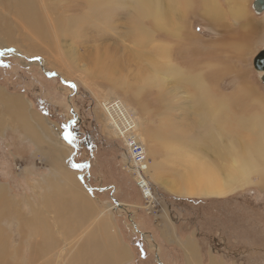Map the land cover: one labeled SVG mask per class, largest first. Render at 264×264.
Wrapping results in <instances>:
<instances>
[{
    "label": "rangeland",
    "instance_id": "374dc122",
    "mask_svg": "<svg viewBox=\"0 0 264 264\" xmlns=\"http://www.w3.org/2000/svg\"><path fill=\"white\" fill-rule=\"evenodd\" d=\"M26 1L0 0V91L24 100L34 120L26 133L30 123L17 127L0 101V185L5 187L0 200V264H73L74 251L84 257L81 244L88 236L98 247L105 242L101 214L107 218L109 236H116L126 251L119 264H264V176H251L220 197L181 196L172 190L181 188L176 187L181 179L183 186L190 184L182 165L189 150L167 149L160 143H167L174 132L182 139L179 129L184 128L175 126L192 123L197 128L194 89L174 74L164 77L165 72L150 70L148 54L136 55L139 48L128 30L137 0ZM214 1L220 10L214 16L204 0L186 2L173 26L181 28V36L151 18L142 24L149 32L157 25L153 41L167 46L173 63L211 80L210 75H218L209 83L215 89L209 87L230 99L228 112L234 119L260 115L264 71L255 68L254 58L264 49V10L256 11V0H243L246 12L239 17L232 9L236 1ZM161 4L167 8L169 0ZM29 5L45 19L37 22V32ZM252 28V37L243 38ZM188 47L200 48L193 54ZM106 54L118 64L102 72L100 67L109 65ZM191 56L196 63L192 68L185 59ZM127 112H135L147 132V165H156L146 175L154 203L145 200L128 167L133 164L120 138L129 129ZM194 132L186 135L195 138ZM236 132L244 138L242 143L249 139L242 128ZM203 133L209 136L207 145L213 146L216 132ZM52 147L65 150L60 161L54 160ZM206 150L196 156L204 161L201 164H212L216 153L212 147ZM75 160L84 167H75ZM73 184L82 199L90 201L86 213L70 204ZM189 241L197 248L193 261L184 250Z\"/></svg>",
    "mask_w": 264,
    "mask_h": 264
},
{
    "label": "bare ground",
    "instance_id": "6f19581e",
    "mask_svg": "<svg viewBox=\"0 0 264 264\" xmlns=\"http://www.w3.org/2000/svg\"><path fill=\"white\" fill-rule=\"evenodd\" d=\"M18 1L21 2L22 0H18ZM104 1L107 4H111L110 0H104ZM187 1L188 0H169V6L165 8L161 4V0H137L134 10H133L134 11L133 20L129 23L130 27H129L128 32L133 37V43L139 48V50L135 52L136 55L138 57H141L145 54H148L150 56L149 58L150 70L153 69V70H158L161 72L163 71L165 72L164 77L167 75L174 74L177 78H180V79L183 78L186 81V84L188 86H191L194 89L192 100L196 107L197 114H198L197 117L199 119H197L196 122H193V123L197 124L196 129H198L199 131H195V132L193 131L196 129L192 128L191 126L192 123L188 124L187 126H175L176 129L178 127L184 128V129L182 128L179 129V130H182L179 132L182 135V139L179 140L180 135L179 137H177V133L174 132V136H170L167 138L168 140L167 143L166 142L160 143V144H164V146L167 149H172V150L176 149L177 151V149L181 150L182 148H188L187 150H189L187 151L188 152L186 155L187 157L183 159L182 165L186 169V173L184 176H187L191 182L189 181V179H187V181L186 180L185 181L186 182L189 181L190 184L189 185L185 184L183 186L182 181H181L182 179H181L179 180L178 184L175 183L176 187H181V188H172V190L176 191L177 193L180 192L179 194L181 196H189V195H194L198 193V194H204L208 197H212V196L220 197V196L230 193L231 191L236 189L238 186L243 185L244 182H247L248 180H250L251 176L252 177H263L264 176V111L260 115H256L253 117L252 115L245 116L244 114L242 117L234 119L233 118L234 116H231L229 114V112H231L230 111L231 108L229 105V103H231V101H229L230 99L226 98L225 95L224 96L218 95L217 93L213 91V89H210L209 87V86H212V87L214 86V85H209V83L216 80L218 75L214 73L210 75V77L212 78L211 80L210 78L209 79L206 78V76L202 72H192L191 70H186L187 68L184 69L183 67L171 61L167 46L154 43L153 41V38L155 36L154 34L159 32L157 25L165 27V28L173 27L175 25V16L177 12L181 11L185 7ZM231 1L237 2L236 6L232 8L234 9L233 10L234 13L239 17L244 16L246 12L244 1L243 0H231ZM24 2H27V1L24 0ZM24 2H21V3H24ZM204 3L209 4L210 12L213 11L211 12L212 14L214 12L216 14H220L219 6L218 4H216L214 0H204ZM112 4H114V2ZM29 6H30V9L32 10L30 11V15L28 16L31 17L33 26L35 27L34 31L37 32L39 30L37 22L44 21L45 19L41 18L40 15L35 11V9L31 5ZM145 18H151L157 24V25L155 23L153 24L152 32H149L148 27L142 24L143 19ZM78 21L79 19H77V22ZM173 28L176 31L173 35L179 34L181 36V28H178V29L177 27H173ZM248 35L250 36V38L252 37V29H250V31L247 30V32H244L243 38H246V36ZM190 37H187V38H190ZM148 45H151L150 47L151 50L150 49L147 50ZM242 47L244 46H241V48ZM188 48H191V47H188ZM199 48H193V49L191 48L192 53L196 54L195 52L199 50ZM181 51L184 53L185 52L187 53V51H185L184 48ZM108 57H109V65H105V67L101 66L100 70L102 72H104L107 69H113L118 64V61L113 59L112 56H110V54L109 55L106 54L104 58H108ZM190 58H192V56ZM163 59H165L166 62H162ZM185 59L187 61L188 67L192 68L195 66L196 64L195 61L192 62L194 60L193 58L191 60H188L185 57ZM45 72L47 71L45 70ZM216 73H219V72H216ZM146 79L150 80V78L148 77H146ZM148 85L150 86L149 83ZM244 87H246V85ZM247 92H251V89L249 88ZM250 100H252V97L250 98ZM0 101L3 102L5 105L11 106L13 113L16 114V117L22 123V125H26V123L28 124L29 119H28V116L26 115L27 109L25 108L24 104L22 103V100L19 97L12 96L11 94L9 95L5 91H0ZM262 105L264 106V103H262ZM221 113L224 115V117H221ZM125 118L128 119L130 122L129 129L133 128L134 130L138 131L137 133L135 132L133 134L137 135L138 139L144 144L146 151H147L146 143H144V136L147 135V132L144 129L143 131L141 130L142 123L138 119H136L135 112L131 114L127 112ZM228 119L230 121H228ZM121 125L124 127L122 123ZM29 126L30 125H28V128H30ZM239 128H242L244 131L248 132L247 137H249V139L247 141H244L243 143L242 141L244 138L242 139L240 138L242 136H238L235 134L237 133L236 129H239ZM204 131L205 132H209V131L216 132V136L218 137V139H215L214 144L212 143L213 146L207 145L208 142L206 141V139L209 136L208 134L203 133ZM223 131L227 132L225 133L227 134L226 135L227 137L224 134H222ZM186 132H189V133L194 132L193 135H195V138L192 136L186 135ZM233 132L234 134H231ZM207 147H212L213 152L216 153L217 160H214V161L215 163H217L216 161H218L217 166L213 165L214 161L212 164H207V165L201 164L200 162L201 161L204 162V161L201 160V158L196 156L200 154H203V155L207 154L208 153L206 152ZM51 151L55 156V158L53 157L54 160L60 161L63 155L61 156L59 154L64 152L65 150H62L60 148L58 151H56L52 147ZM154 152L155 150L153 149L152 153ZM194 155H195V158L193 157ZM147 156H148V152H147ZM147 162L149 161L147 160ZM147 162H146L145 170L142 174V177L144 178L146 182H148V180L146 179L147 173L148 174H150L151 172L153 173V169L154 167H156L154 163H152L151 166L147 165ZM56 164H60V163L57 162ZM128 167H130L129 170L131 172L136 173L132 165ZM220 173L225 174V175L218 176V174ZM64 176L67 177V180L70 179L69 175L64 174ZM136 179L139 180V177L137 174H136ZM73 185L74 187H72V190L74 194L70 191L71 196H72L70 200V204L75 205L78 208L79 212L86 213L87 210H85V207H89V205L86 206L85 204H89L90 201L82 199L83 196L80 193V189L78 187H75V184ZM55 188H58V186ZM3 191H5V187L3 185H0V200L4 197ZM152 198H153V194H152ZM153 199H155V197ZM99 218H104V220H102L103 227H101L102 228L101 231L103 235L105 234L106 239L103 244H100L103 247L96 246L94 243L95 240L91 241L90 237L88 236L87 239L81 244V248L84 251V257L80 258L79 252L77 250L76 252L74 251L72 254L73 264H119L120 260H122L121 258L126 255V251L121 246H119L120 243L115 238L116 236H109V233H107V229L109 228V225L106 224L108 222H107V218L105 214H101ZM98 233L101 234V232H98ZM102 237L105 238L104 236ZM90 243H92L93 246H91ZM43 244L40 243L39 245H43ZM184 247H185L184 250H186L187 252L186 254H188L189 256V258L187 257V259L191 258V260L193 261V258L195 257L197 253V248L195 244L193 243V241H189L184 245ZM196 260L194 262H196ZM197 263H199V261H197Z\"/></svg>",
    "mask_w": 264,
    "mask_h": 264
},
{
    "label": "built area",
    "instance_id": "2783aa9c",
    "mask_svg": "<svg viewBox=\"0 0 264 264\" xmlns=\"http://www.w3.org/2000/svg\"><path fill=\"white\" fill-rule=\"evenodd\" d=\"M133 133L134 131L132 129H126L125 135L127 136L121 134L120 138H122L128 146L131 164H133L134 170L136 172V173L132 172V174L134 175V177L136 176V174L139 177V180H137L136 177H135V180L137 184L139 183L138 186L140 187L143 193V197L145 198L146 201L154 203L153 202V198H154L153 186L149 182L147 176L146 178L149 183L146 182L144 178L142 177V174L146 167V162L148 160L147 151H146L144 144ZM152 194H153V198H152Z\"/></svg>",
    "mask_w": 264,
    "mask_h": 264
},
{
    "label": "water",
    "instance_id": "95a60500",
    "mask_svg": "<svg viewBox=\"0 0 264 264\" xmlns=\"http://www.w3.org/2000/svg\"><path fill=\"white\" fill-rule=\"evenodd\" d=\"M253 7L256 9V11H263L264 10V0H256L253 4ZM1 53V52H0ZM254 66L256 69L264 71V49L260 51V53L254 58ZM48 75L49 73L46 72ZM51 76L57 75L56 73H50ZM264 76V73L262 74ZM89 191H93V188H89Z\"/></svg>",
    "mask_w": 264,
    "mask_h": 264
},
{
    "label": "crops",
    "instance_id": "0c3cea01",
    "mask_svg": "<svg viewBox=\"0 0 264 264\" xmlns=\"http://www.w3.org/2000/svg\"><path fill=\"white\" fill-rule=\"evenodd\" d=\"M252 26H255V27H257V25H258V23L257 22H254V20L252 19ZM255 31V29L254 28H252V34H253V32ZM21 99V98H20ZM22 100V99H21ZM22 102H23V104H24V106H25V108L27 109L26 110V115L28 116V119H29V121H28V124L30 123V129H32V121H34L32 118V114L28 111L29 109H28V106H27V104H25V101L24 100H22ZM1 106L3 107V109L5 110V111H8L11 115H12V117H13V120H14V122H15V124H16V126L17 127H19V126H21L22 125V123L18 120V118L16 117V114H14L13 113V111H12V109H11V106L10 105H5L3 102H1ZM32 115V116H30V115ZM17 120V121H16ZM19 121V122H18ZM20 124V125H19ZM30 129L28 128V132H26V133H29L30 132Z\"/></svg>",
    "mask_w": 264,
    "mask_h": 264
},
{
    "label": "trees",
    "instance_id": "16d2710c",
    "mask_svg": "<svg viewBox=\"0 0 264 264\" xmlns=\"http://www.w3.org/2000/svg\"><path fill=\"white\" fill-rule=\"evenodd\" d=\"M83 165H84L83 162H80V161H78V160H75V161H74V166L77 167V168H79L80 166L84 167ZM104 187H109V185L106 184ZM140 212H142V211H141V210H135V214H138V213H140ZM142 250H143V248L139 247V249H138V253H139V255H141V256H142V254H143V251H142Z\"/></svg>",
    "mask_w": 264,
    "mask_h": 264
},
{
    "label": "snow or ice",
    "instance_id": "6c2138e0",
    "mask_svg": "<svg viewBox=\"0 0 264 264\" xmlns=\"http://www.w3.org/2000/svg\"><path fill=\"white\" fill-rule=\"evenodd\" d=\"M65 138L69 140V143H71V133H67Z\"/></svg>",
    "mask_w": 264,
    "mask_h": 264
}]
</instances>
